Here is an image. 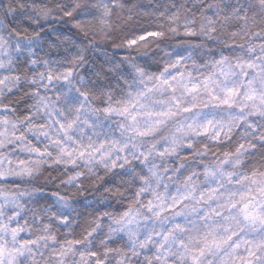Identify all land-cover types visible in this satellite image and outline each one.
<instances>
[{
  "label": "snow or ice",
  "instance_id": "obj_1",
  "mask_svg": "<svg viewBox=\"0 0 264 264\" xmlns=\"http://www.w3.org/2000/svg\"><path fill=\"white\" fill-rule=\"evenodd\" d=\"M0 264H264V0H0Z\"/></svg>",
  "mask_w": 264,
  "mask_h": 264
}]
</instances>
